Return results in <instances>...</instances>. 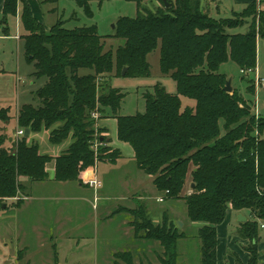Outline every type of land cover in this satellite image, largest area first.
Instances as JSON below:
<instances>
[{
    "label": "trees",
    "instance_id": "obj_1",
    "mask_svg": "<svg viewBox=\"0 0 264 264\" xmlns=\"http://www.w3.org/2000/svg\"><path fill=\"white\" fill-rule=\"evenodd\" d=\"M26 1L4 0L2 22L16 15L19 2L23 3L24 59L34 67L31 77L43 83L34 92L36 103L18 109L15 121L22 136L7 134L11 117L7 109H0L1 204L24 192L20 177L47 180L51 161L55 181L81 184L93 176L99 162H114L120 152L106 145L109 138L93 117L109 109L117 120L118 138L134 150L136 167L153 177L164 197L182 199L187 218L201 224L199 264H216V227L229 208L252 215L237 232L249 240L246 264H258V221L264 220V116L251 113V99L235 89H223L227 76L218 69L232 61L243 73L255 72L257 38L264 40V9L253 0L235 17L213 18L202 0H128L135 3L137 14L114 22L112 36L124 42L113 53L104 51L95 24L67 29L57 20L46 28ZM91 1L103 0H75L88 17L93 15ZM151 1L158 3L155 8L146 7ZM247 17L251 21L245 32L226 31ZM157 48L160 71L175 81L176 93L157 83L144 94V113L119 115L125 93L106 83L107 77L113 72L121 75L124 67L123 76H148L147 55ZM247 92L253 96V86ZM181 96L195 104L182 108ZM42 129L49 130L53 144L69 136L71 143L58 156L43 154L24 135ZM128 212L134 216L135 235L162 246L159 264H179L177 241L186 237L183 231L166 221L153 223L143 205ZM54 258L56 262V254ZM16 264H29L23 251ZM112 264L134 263L129 252H117ZM235 264L243 263L236 258Z\"/></svg>",
    "mask_w": 264,
    "mask_h": 264
},
{
    "label": "rangeland",
    "instance_id": "obj_2",
    "mask_svg": "<svg viewBox=\"0 0 264 264\" xmlns=\"http://www.w3.org/2000/svg\"><path fill=\"white\" fill-rule=\"evenodd\" d=\"M32 14L49 28L57 20L62 21L63 27L73 29L84 25L95 24L98 33L103 37L104 51H114L123 44L124 40L112 36L114 34V22L121 16L135 17L137 14L136 5L133 1L128 0H103L101 2L91 1L90 7L93 12L91 17L85 15L83 9L77 5L75 0H57L54 3L42 0H27L26 1ZM23 3L18 4L16 15H9L6 18V23H3V15L1 22L3 27H0V109H7L10 121L6 124V132L9 135H14L18 128L15 117L19 107L24 103H36L34 92L39 88L43 79L34 80L31 73L34 71L32 64L26 63L23 52V40L15 39L11 36L17 34L21 36L25 33L21 20L20 11ZM158 3L156 1L148 2L147 8H155ZM202 5L205 6L208 13L213 18H232L235 17L231 11H240V7L234 3V0H202ZM250 18H245V23L237 28L227 29L229 33L245 32L249 26ZM2 30V31H1ZM147 61L150 65V74L146 77H131L123 75H109L107 82L110 86L120 88L125 93V96L120 102L118 109L119 115H134L137 113H144L145 99L144 94L151 91L155 84H160L164 89L171 94L176 93L175 81L169 74H164L160 71L159 66V49H155L147 55ZM123 69V68H122ZM257 70L258 78L253 73H243L239 71L237 65L232 61H227L219 66L218 71L224 73L227 79L231 80L232 89H235L241 96L252 100L251 113L264 116V46L257 55ZM87 70H82L85 73ZM122 71V70H121ZM226 79V80H227ZM33 82V83H32ZM253 86V96L247 92ZM152 92V91H151ZM182 108L185 106H193L195 102L192 99L181 96ZM3 123L0 122V127ZM26 139H33L38 144L39 150L42 153L52 154L59 145H54L47 139V132L44 130L38 132L24 131ZM124 165L116 167V171H112L111 179L109 180V192L113 195L110 200L113 203L126 204L129 186L133 184L135 172L137 171L134 163L123 161ZM121 166V167H120ZM139 172V171H138ZM139 174H142L139 172ZM103 175V171L99 166L98 177ZM126 176L124 182L118 180L121 176ZM124 179V178H123ZM73 183L66 185L63 189L67 196L76 194ZM84 185V184H83ZM33 192H41L49 194L50 192L60 193L61 187L50 185L47 183L33 184ZM188 190V185L185 186L184 191ZM149 186L145 187V201L153 203L155 209L161 208L165 212L163 219L166 221L172 220V223L182 230L186 235L185 241H177L178 260L179 256H187L186 264L200 263V240L197 237L198 232L188 225H180L178 221L186 222V205L182 199L166 198L161 203H155L153 198L155 190L149 191ZM75 193V194H74ZM162 195V193H161ZM164 195V194H163ZM87 197H91V190H87ZM126 196V198H124ZM163 197V196H157ZM156 198V199H157ZM164 198V197H163ZM24 199L22 193L18 194L15 199H8L2 204H7L8 208L5 210L0 204V217L8 210H14L12 206L14 202H20ZM126 199V200H125ZM59 204L61 201H58ZM56 202V203H58ZM53 206L52 204H49ZM89 207V203H86ZM151 221L152 217H150ZM8 223V221L6 220ZM78 222L69 225L70 233H86V238L69 239L63 244L55 248L53 245V252L56 254V262L52 254V246L40 245V239L36 237L29 238L30 252L34 256H30L31 264H109L110 256H107L111 251L120 248H127L129 242L128 228L123 223V220L112 218L108 224H101L99 227L94 226L92 222L81 221L82 226L77 227ZM8 225H0V264H16V256L14 248L5 246L1 242L2 238L8 236L13 237V233L7 231ZM259 235L264 237V230H262L258 223ZM197 232V233H196ZM79 240L78 243L76 241ZM264 241V238H262ZM56 250V251H55ZM163 253V252H162ZM53 255V254H52ZM131 256V261L137 264L139 256ZM151 257V264H159L154 256ZM182 259V258H181ZM184 260V258H183ZM53 261V263H52ZM142 264H147L142 260Z\"/></svg>",
    "mask_w": 264,
    "mask_h": 264
},
{
    "label": "crops",
    "instance_id": "obj_3",
    "mask_svg": "<svg viewBox=\"0 0 264 264\" xmlns=\"http://www.w3.org/2000/svg\"><path fill=\"white\" fill-rule=\"evenodd\" d=\"M207 1V0H206ZM253 0H234V3L237 4L241 9L240 11H231V14H236L241 12L249 2ZM259 8L264 9V0H255ZM4 0H0V22L2 18V9H3ZM18 10V8H17ZM208 11V9L206 10ZM0 27H3V24L0 23ZM2 31V30H1ZM3 36H0V39ZM15 39H22L17 34L11 36ZM264 40L257 38V55L258 51L262 48L263 50ZM257 68V64H256ZM240 71V70H239ZM259 69L253 72V75L258 78ZM241 73V71H240ZM262 80V78H258ZM33 83V82H32ZM187 98V97H186ZM182 103V102H181ZM95 126L103 128L105 130L104 134L109 138V141L106 143L107 146L113 149H117L120 152L119 157L114 162L101 161L97 164L94 177L101 181V186L97 189L90 188L86 185L75 181H55L54 176V161H51L47 165L48 178L45 181L31 182L26 177H20V181L26 187L22 196L24 199L20 201V204L15 205L16 202L12 203V206L15 207L14 210L6 211L0 217V225H8L7 231L13 233V237L9 238L5 236L2 238L1 242L5 246H11L14 248V253L17 256L19 251H23L24 260L31 264L30 256H34L30 252V241L29 238L36 237L40 239V245L52 246V254L50 256H55L53 252V245L55 248L63 244L67 238L71 239H84L86 238V233H70L69 225L71 223L78 222L77 227H81V221L92 222L94 226H100L101 224H108L110 219L116 218L123 220V223L128 228L129 233V242L127 248H120L111 251L107 256H110L108 263L112 264L113 256L117 252H129L132 256H139L138 263H141L142 260H145L147 264H151V257L154 256L159 263V258L162 256L163 248L158 241L147 240L138 238L135 235L134 228L131 225V222L134 219V216L128 212V210L137 208L139 205L145 207V212L147 216L152 217L153 223L159 224L165 220L163 216L165 212L161 208L155 209L153 203L145 201V187L149 186V191L155 190L153 198L155 203H161L165 201L164 195L157 191L153 184V177L146 175L142 170H139L136 167L135 154L131 145L125 141H122L117 136V120L111 114L109 109L105 110L104 115L98 116L95 119ZM47 134V139L49 141V130H45ZM15 135V133H14ZM27 140V139H26ZM34 142L33 139H28L27 143ZM71 143V137H67L65 140L58 144V149L52 154H48L52 157L58 156L61 154ZM40 151V150H39ZM41 152V151H40ZM42 153V152H41ZM123 161H129L134 163L137 171L135 172L133 184L129 187L131 188L127 194L126 204L113 203L110 200V197L113 196L109 192V180L111 179L112 171H116V167L119 165H124ZM121 165V166H122ZM99 166L103 171V175L98 177ZM120 166V167H121ZM142 174H139V172ZM125 175L120 177L118 180L120 182L125 181ZM124 178V179H123ZM35 183H47L50 185H57L64 188L66 185L73 183L76 194L73 196H67L63 189L60 193H54L53 191L49 194H44L41 192H33V184ZM188 184V183H187ZM189 186H191L189 184ZM91 190V197L86 196L87 190ZM148 191V192H149ZM157 196H163V201H157ZM126 198V196H124ZM126 200V199H125ZM58 201H61L59 204ZM58 202V203H56ZM89 203V207L86 205ZM1 204V202H0ZM52 204L53 206H50ZM3 209H7L8 205L2 204ZM240 213L245 217V221H248L252 218V215L247 210L236 211L231 208L226 210L224 220L217 225V246H216V264H235V259L238 258L243 264H246L249 259V253L245 250V246L249 243V240L242 238L238 234V229L242 222L237 221V214ZM186 222H181L180 225H188L193 227L197 232L201 224L191 222L186 216ZM8 221V223L6 222ZM167 223H172V220L166 221ZM259 226L264 230V220L258 221ZM196 232V233H197ZM262 235H259L258 239V251H259V262L258 264H264V241H262ZM186 237L180 238L179 241H185ZM79 240L76 241L78 243ZM56 251V250H55ZM57 254V252H56ZM182 258V259H181ZM184 258V260H183ZM187 256H179L178 263L186 264ZM53 263V261H52Z\"/></svg>",
    "mask_w": 264,
    "mask_h": 264
},
{
    "label": "built area",
    "instance_id": "obj_4",
    "mask_svg": "<svg viewBox=\"0 0 264 264\" xmlns=\"http://www.w3.org/2000/svg\"><path fill=\"white\" fill-rule=\"evenodd\" d=\"M93 117L97 118V114H93ZM22 135H23V130L20 128L17 129L15 132V136L20 137ZM94 148H96V144L94 145ZM83 184L90 187V188L97 189L101 186V181L99 179H97L96 177L92 176V177L84 179ZM157 201H163V197H158Z\"/></svg>",
    "mask_w": 264,
    "mask_h": 264
},
{
    "label": "water",
    "instance_id": "obj_5",
    "mask_svg": "<svg viewBox=\"0 0 264 264\" xmlns=\"http://www.w3.org/2000/svg\"><path fill=\"white\" fill-rule=\"evenodd\" d=\"M166 5H168V4H166ZM113 27H114V25H113ZM126 70H127V69L124 67V68L122 69V71H121V75H124L125 72H126ZM223 89H224L225 91H227V92H230V91L232 90L231 80H230V79H227V80H226ZM192 186H193V184H191V187H192ZM237 221H239V222H245V217H244L242 214L238 213V214H237Z\"/></svg>",
    "mask_w": 264,
    "mask_h": 264
}]
</instances>
